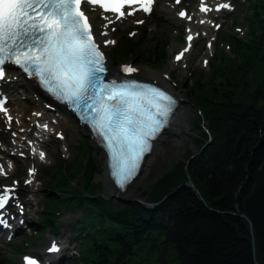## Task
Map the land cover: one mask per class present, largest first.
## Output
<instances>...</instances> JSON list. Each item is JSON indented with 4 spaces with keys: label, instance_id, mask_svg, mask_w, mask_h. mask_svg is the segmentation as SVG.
I'll use <instances>...</instances> for the list:
<instances>
[{
    "label": "trees",
    "instance_id": "trees-1",
    "mask_svg": "<svg viewBox=\"0 0 264 264\" xmlns=\"http://www.w3.org/2000/svg\"><path fill=\"white\" fill-rule=\"evenodd\" d=\"M253 17L256 32L245 43L230 41L235 62L216 70L218 82L191 89L208 122L209 141L149 185L143 202L151 208L129 202L115 210L99 199L87 142L75 167L58 166L62 192L69 191L66 177L88 172L73 204L65 196L53 202L54 209H82L71 229L86 245V264H264V14ZM142 46L139 38L123 35L110 59L161 64V48ZM201 138L197 150L207 141Z\"/></svg>",
    "mask_w": 264,
    "mask_h": 264
},
{
    "label": "rangeland",
    "instance_id": "rangeland-1",
    "mask_svg": "<svg viewBox=\"0 0 264 264\" xmlns=\"http://www.w3.org/2000/svg\"><path fill=\"white\" fill-rule=\"evenodd\" d=\"M200 1L181 0V4L174 7L171 4L172 0H158L148 18L141 20L135 16L133 19L125 18L114 22L108 39L102 31L97 30L107 23L103 17H98L97 27H93L97 41L103 42V39L114 41L112 44H106V48L103 49L108 70L113 73L119 65L129 64L137 70L143 69L164 75L167 84L173 88L179 101L184 104L189 128L187 134L177 140L170 141L165 136L164 144L159 145L158 149L154 147V150H157L154 157L148 161L149 163H145L137 180L124 192L128 196L120 199L124 202L148 200L149 185L159 180L173 164L186 162V159L199 154L194 155L195 151L199 152L206 146L210 138L209 130L207 128L205 131L201 128L205 129L208 122L201 109L196 107L194 96H189L190 91L198 82L202 84L213 80L218 82L214 79L216 70L235 62L230 41L235 39L245 43L249 40L251 33L257 30L253 16L256 14L261 17L264 14V0H204V4L211 9L221 3H229L231 7L228 12L210 11L203 14L197 12ZM167 6L173 8L171 15L167 12ZM179 8L186 9L187 16L191 19L177 20ZM200 18L206 22V28L190 31L194 34V40L189 51L180 61L174 62L173 58L182 51L180 46H183L184 38L188 35V24L196 23ZM137 21L143 23L138 24ZM217 25L219 27H216ZM127 34L130 38H139L143 50L149 45H155L156 49L161 48L164 52L161 64L142 62V57L131 58L121 63L111 61L110 50L119 37ZM204 61L208 62L207 65ZM9 93L7 106L12 120L9 122L7 117L0 116V160L5 162L7 169L5 175H0V191L7 186L15 187L14 202L22 211H24L22 206L27 203L26 218L31 217L35 223L17 231L7 240L1 237L0 264H21V255L45 253V245L50 241L62 242L63 248L67 246L64 253L69 258L57 264H86L83 259L88 258L85 254L86 245L84 243L78 245L69 238L70 227L80 218L82 209L76 212L75 209L72 211L64 207L54 209L53 202L57 201L56 197L65 196L68 199L67 204L74 203V195L77 194L75 191L85 184L88 172L81 171L80 174H75L73 179L66 177L65 188L69 191L62 192V188L57 186L59 182H56L61 170L60 168L58 170V166L62 165L67 169L75 167L78 150L82 148L85 151L86 142L89 144L90 140L87 134L81 132L74 120L49 105L36 93L22 88H16ZM36 113L39 115H34ZM20 116H22L21 121H19ZM44 125H47V130ZM32 135L40 141L38 143L35 140L28 141ZM203 135L207 141L197 150L195 145ZM29 149H33L34 152L30 153ZM90 149L94 168L90 177L92 183L98 184L96 195L100 196L99 199L105 204L114 206L115 210L124 207L125 205L117 203L110 197L105 187L103 156L91 147ZM40 152L45 153L43 160L40 159ZM32 154L34 157H31ZM16 155L21 158H17ZM9 163L12 165L11 169L8 168ZM30 169H34L32 176L27 174V170ZM28 180L31 181L30 184L26 183ZM37 234L40 236L37 237ZM76 234L77 232H74V235Z\"/></svg>",
    "mask_w": 264,
    "mask_h": 264
},
{
    "label": "snow or ice",
    "instance_id": "snow-or-ice-1",
    "mask_svg": "<svg viewBox=\"0 0 264 264\" xmlns=\"http://www.w3.org/2000/svg\"><path fill=\"white\" fill-rule=\"evenodd\" d=\"M153 5L154 0H0V81L7 79L6 65L11 64L29 78H36L56 98L73 105L102 139L112 175L121 188L136 175L145 154L151 151V141L166 127L175 100L158 88L142 87L135 82H105V55L95 39L88 13L102 10L107 28L137 11L151 13ZM230 7L229 3H221L215 11ZM199 11L208 13L213 9L201 0ZM178 15L191 19L184 11ZM187 39L191 41L193 36ZM188 51L189 47H185L175 59L180 61ZM122 71L132 74L138 70L124 66ZM5 104L0 99V114L11 122ZM43 127L47 130V125ZM39 155L41 160L45 158L44 152ZM11 167L9 163L8 168ZM5 174L0 166V175ZM33 174L34 169H30L29 176ZM12 192L8 187L0 191V210L5 209ZM58 250L53 242L49 251ZM23 259L25 264H37L29 256Z\"/></svg>",
    "mask_w": 264,
    "mask_h": 264
},
{
    "label": "bare ground",
    "instance_id": "bare-ground-1",
    "mask_svg": "<svg viewBox=\"0 0 264 264\" xmlns=\"http://www.w3.org/2000/svg\"><path fill=\"white\" fill-rule=\"evenodd\" d=\"M172 10H173V8L171 6H167V12H168L169 15H171V11ZM226 10L227 9H222L219 12H225ZM89 15L92 17V23H93L94 28L97 27V19L101 15L97 11H91L89 13ZM173 21L175 22V20H173ZM200 21H203V20L200 18V19L197 20L196 23H189L188 24V29H189L188 32H190L193 29H205L206 28V25H205L206 22L204 21V23H200ZM113 26H114V23H110V25H108L107 28L102 27L101 29H97V30L102 31L103 33L106 32L107 35H104V34L103 35L106 37V39H108L110 37L111 28ZM191 34H188V36L191 35ZM142 36H141V39H143ZM106 39H103V42H99L98 41V44L100 45V47L102 49L106 48V43L104 41ZM185 47H186V45L180 46L181 49H184ZM175 48H177V47H175ZM134 76L136 78H138V79H142V80L154 83L155 85H161L165 89H170V87H171V86L169 87V85L165 81L166 79H165L164 75H162V74L160 75V74H157V73L150 72L148 70L141 69V70H138L137 72H135ZM7 78H8V80H10L12 82V83H9V84L6 85L7 91H9L11 89H15V88H23L24 87V88H27V90L29 92L33 93L34 87L32 86L31 81L26 82V81L22 80V78L20 76H17L15 73H10V72H7ZM43 107H45V106H43ZM181 107H182L183 110L181 109ZM21 118H22V116H20L19 121H21L20 120ZM188 131H189V128H188V125L186 123L185 112H184V104L182 102H180V106H179V108L177 109V111H176V113L174 115V119L172 120L171 125L165 131L164 135H162V137L155 142V144H154V146L156 147L155 149H158L159 145L161 146L162 144H164V141H162V140H163V138H165V136L170 141H175V140H177V138L182 137L183 135L187 134ZM33 136L34 135L30 136L28 141L31 142V141L35 140L36 143H38L40 140L33 138ZM91 144H92V142L89 143L90 147H91ZM29 150H30L29 151L30 153L34 152L33 149H29ZM156 151L157 150H154V152H152V154L144 161V166H145V163H147L150 159H152L154 157ZM31 157H34V155L32 154ZM103 160H104V171H106L105 170V158L104 157H103ZM0 166H2L5 169V171H7L6 166H5V162L3 160H0ZM105 175H106V172H105ZM108 193H110V195L112 194L109 190H108ZM14 194H15V192H12L11 196L14 195ZM127 196H128V194H125V193L124 194H120L118 196V199L126 198ZM63 205H65V204L63 203ZM26 207H27V203L25 205H23V209L25 210ZM34 223H35L34 220L31 217H29L28 220H27V223H26V227L33 226ZM47 228H49V227H47ZM21 230H22V228H17V230H15V232L21 231ZM0 235H1L0 236V240H1V237H2L1 230H0ZM39 236H40V234H37V237H39ZM71 240L73 242H76L77 244L80 243L79 242L80 238L78 240H73V239H71ZM11 242H12V240L9 241L8 243L11 244ZM46 258L48 260L55 259V257L49 256V255ZM63 260H66V258L63 257V255L61 254L60 256H58V262L57 263H60Z\"/></svg>",
    "mask_w": 264,
    "mask_h": 264
},
{
    "label": "water",
    "instance_id": "water-1",
    "mask_svg": "<svg viewBox=\"0 0 264 264\" xmlns=\"http://www.w3.org/2000/svg\"><path fill=\"white\" fill-rule=\"evenodd\" d=\"M34 90H35V92H36L39 96H41L45 101L51 103V101H50L49 99H47L46 97H43V96L41 95V93H40L36 88H35ZM80 130H81L82 133L87 134V136L90 138L89 133H88V131H87V129H86L85 127L80 126ZM162 141H163V140H162ZM206 145H207V143H206ZM92 147H93L94 150H96L97 152H99L100 155H102L101 151L95 146L94 143L92 144ZM204 147H205V146H204ZM202 149H203V148H202ZM197 153H199V152H198V151H195V152H194V155L197 154ZM192 157H193V156H191L189 159H191ZM185 185H186V186H189V187L192 186L190 182L187 183V184H185ZM105 187H106L107 190H109V191L112 193L111 195H110V193H109V195H110V197H112L113 200H115L117 203H122L123 205L129 203V202H124V201L118 199V196L120 195V192L118 191L117 188H115L114 186H112L109 182H107V184L105 185ZM132 202H134V203H136V204H139V205H141V206H143V207H145V208H151V207L153 206V204L145 203V202H143V201H139V200H138V201H137V200H136V201H132Z\"/></svg>",
    "mask_w": 264,
    "mask_h": 264
}]
</instances>
